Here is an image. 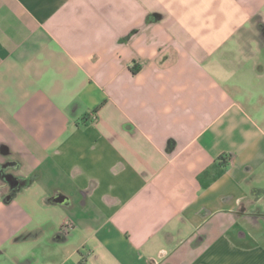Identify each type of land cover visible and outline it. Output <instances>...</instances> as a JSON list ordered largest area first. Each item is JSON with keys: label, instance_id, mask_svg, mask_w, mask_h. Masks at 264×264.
<instances>
[{"label": "crops", "instance_id": "0c3cea01", "mask_svg": "<svg viewBox=\"0 0 264 264\" xmlns=\"http://www.w3.org/2000/svg\"><path fill=\"white\" fill-rule=\"evenodd\" d=\"M261 88L264 0H0V255L264 264Z\"/></svg>", "mask_w": 264, "mask_h": 264}, {"label": "rangeland", "instance_id": "374dc122", "mask_svg": "<svg viewBox=\"0 0 264 264\" xmlns=\"http://www.w3.org/2000/svg\"><path fill=\"white\" fill-rule=\"evenodd\" d=\"M261 92H264V89H260ZM254 94H259V90L255 88ZM43 220L46 224L53 225L55 223L54 218H50L46 216V211L43 213ZM39 241L36 239H30L24 242H18L10 245L9 249L6 253L0 255V260L4 264H23L26 263L33 254H39L41 251V246L39 245ZM45 258V256H44Z\"/></svg>", "mask_w": 264, "mask_h": 264}, {"label": "trees", "instance_id": "16d2710c", "mask_svg": "<svg viewBox=\"0 0 264 264\" xmlns=\"http://www.w3.org/2000/svg\"><path fill=\"white\" fill-rule=\"evenodd\" d=\"M229 159H230V158H227V156H221V157L218 159V161H217V166L221 169V171H224V170L227 169V167L229 166V163H230ZM214 166H216V164H215ZM220 173H221V172H220ZM205 174H206V172L200 176V179H201V181H202L203 184H205V183L203 182V179H204ZM213 179H214V178H213Z\"/></svg>", "mask_w": 264, "mask_h": 264}, {"label": "flooded vegetation", "instance_id": "af4514ba", "mask_svg": "<svg viewBox=\"0 0 264 264\" xmlns=\"http://www.w3.org/2000/svg\"><path fill=\"white\" fill-rule=\"evenodd\" d=\"M17 185H18V186H17ZM16 186H17V187H16ZM16 186H15L16 188H15V189L12 191V193H11L12 195H14V194L16 193L17 190H19L20 188H22L23 183L19 181V182L16 184Z\"/></svg>", "mask_w": 264, "mask_h": 264}]
</instances>
